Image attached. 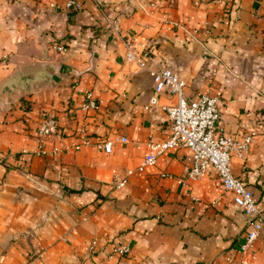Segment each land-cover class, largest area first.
Returning <instances> with one entry per match:
<instances>
[{"label":"crops","instance_id":"crops-1","mask_svg":"<svg viewBox=\"0 0 264 264\" xmlns=\"http://www.w3.org/2000/svg\"><path fill=\"white\" fill-rule=\"evenodd\" d=\"M63 1L0 0V258L23 264L39 250L49 264H74L97 237L95 264H228L248 216L211 166L199 181L181 178L192 160L185 147L162 153L121 188L110 182L114 171L139 165L146 140L170 135L164 106L176 96L162 91L148 105L152 77L125 59L108 20L138 52L151 48L177 72L187 96H218L221 132L252 134L241 156L231 152L230 165L264 208V0L55 7ZM88 91L98 109L80 108ZM47 110L61 133L47 136L46 147H67L38 155L36 130ZM83 137L90 142L70 147ZM100 140L112 142L109 152L95 144ZM116 241L129 253H112ZM253 249L249 264H264V230Z\"/></svg>","mask_w":264,"mask_h":264},{"label":"built area","instance_id":"built-area-1","mask_svg":"<svg viewBox=\"0 0 264 264\" xmlns=\"http://www.w3.org/2000/svg\"><path fill=\"white\" fill-rule=\"evenodd\" d=\"M98 7L102 6V0H94ZM55 7L59 9H81L82 0H64L56 2ZM113 33L119 37L125 47V59L134 64L136 69H145L149 72L153 80L155 93L150 97L148 105L157 104V94L162 91L174 94L176 101L164 106L167 113L171 133L166 138L160 140L148 139L144 142V153L139 165L135 168L125 169L122 173L114 171L112 183L114 188H121L128 177L134 171H141L145 166L153 165L159 155L167 150L182 146L191 155V163L185 168L181 178L184 181H199L207 173L208 166H211L220 180L225 190L232 193L233 201L248 216V223L245 235L240 243L237 254L226 256L228 264H249L253 257V246L255 239L264 230V208L254 198L252 190L245 184L244 180L232 172L230 165L231 152L238 156L248 148L251 140V133L245 134L241 139H235L231 135L221 132L218 128L219 107L218 96L208 93H201L197 96H187L184 92L185 81L177 72L166 65L156 61V57L151 48H146L138 52L133 44V40L124 38L119 31L118 23L108 20ZM67 46L64 43H54L53 50L65 52ZM99 100L93 96L91 91L86 92L84 99L80 103L82 110L88 108L98 109ZM81 133L85 132V124L79 127ZM61 129L58 126L54 112L47 110L37 127L36 135L39 144L35 153L38 155H51L57 153L63 147L47 148L45 138L51 134H59ZM126 141L125 137H121ZM89 139L83 137L78 143H73L70 147L79 148L82 144L89 143ZM99 147H103L107 152L112 148L110 140H100L95 142ZM162 175L171 176L164 172ZM99 238H92L85 246L88 252L95 250L98 246ZM130 247L120 241L114 242L112 253L118 255L128 254Z\"/></svg>","mask_w":264,"mask_h":264},{"label":"rangeland","instance_id":"rangeland-1","mask_svg":"<svg viewBox=\"0 0 264 264\" xmlns=\"http://www.w3.org/2000/svg\"><path fill=\"white\" fill-rule=\"evenodd\" d=\"M4 241L2 238H0V249H3ZM98 247V246H97ZM96 250H93L91 252H88L86 249L84 251V254L79 258V260L74 262V264H95V259L93 258L94 254L96 253ZM42 251L39 250H31L29 251L23 258L22 262L23 264H49L47 258H42L40 255ZM4 258H0V264H4ZM56 264H66L65 262L58 261ZM118 264V263H117Z\"/></svg>","mask_w":264,"mask_h":264}]
</instances>
